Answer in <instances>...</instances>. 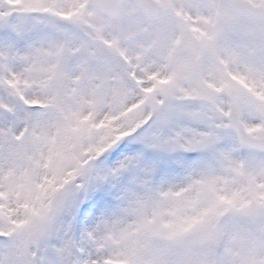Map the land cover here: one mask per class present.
<instances>
[{
    "label": "snow or ice",
    "instance_id": "obj_1",
    "mask_svg": "<svg viewBox=\"0 0 264 264\" xmlns=\"http://www.w3.org/2000/svg\"><path fill=\"white\" fill-rule=\"evenodd\" d=\"M0 264H264V0H0Z\"/></svg>",
    "mask_w": 264,
    "mask_h": 264
}]
</instances>
